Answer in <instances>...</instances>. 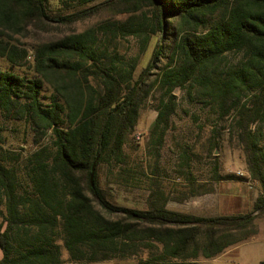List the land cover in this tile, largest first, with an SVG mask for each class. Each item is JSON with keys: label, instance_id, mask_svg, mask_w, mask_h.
Returning <instances> with one entry per match:
<instances>
[{"label": "trees", "instance_id": "16d2710c", "mask_svg": "<svg viewBox=\"0 0 264 264\" xmlns=\"http://www.w3.org/2000/svg\"><path fill=\"white\" fill-rule=\"evenodd\" d=\"M58 1L68 14H53L51 0H0V58L23 66L32 55L36 72L29 77L0 65V112L27 121L39 137L52 130L51 144L37 140L27 155L0 145V264H89L144 254L137 264H199L200 257L214 258L258 234L256 220L264 217V0ZM105 11L126 17L37 40L31 50L20 46L31 33L40 37ZM129 36L144 49L156 38L140 73L139 57L118 46ZM178 89L232 120L249 176L260 184L252 211L171 209L159 184L140 210L113 204L101 188L102 166L117 169L116 178L132 173L125 146L151 96L158 103L153 143L158 151L164 145ZM183 160L189 164L192 157L185 151ZM215 174L220 181L249 179L222 175L217 167ZM195 183L189 180L188 196L201 193Z\"/></svg>", "mask_w": 264, "mask_h": 264}, {"label": "rangeland", "instance_id": "374dc122", "mask_svg": "<svg viewBox=\"0 0 264 264\" xmlns=\"http://www.w3.org/2000/svg\"><path fill=\"white\" fill-rule=\"evenodd\" d=\"M52 13L68 14L58 0H51ZM105 11L100 15L88 17L70 24H60L49 32L37 36L35 33L23 37L21 47L31 50L37 40H49L56 36L77 33L86 30L101 20L125 18ZM156 38H152L144 49L142 41L134 36L121 39L118 46L128 57H139L137 73L150 60ZM32 54V52L30 51ZM234 60L235 56H231ZM3 69L29 77L36 75L33 58L23 66L12 65L0 58ZM47 87L45 93L49 94ZM178 108L172 117V128L168 131L165 143L159 151L153 143L151 133L153 124L158 116L157 101L150 97L141 113L138 124L129 142L125 146L132 173L130 176L116 178L118 170L102 166L100 170V186L108 199L116 205L134 209H147L151 188L159 184L166 196H169L168 207L196 215H219L233 213H248L253 210L260 184L253 180L248 173L247 155L239 142L237 130L232 127L231 119H222L219 113L210 107L203 106L199 100L191 101L186 90L176 91ZM215 130V131H214ZM41 144H51L52 130L39 137L33 126L25 120L17 119L14 115L0 112V145L11 152L27 155ZM217 145V146H216ZM185 151L192 160L187 164L184 160ZM216 167L220 174H237L248 177V180H217ZM192 172V174H189ZM125 175H128L125 173ZM193 179L201 193L188 196L191 188L189 180ZM201 186V188H200ZM195 187V188H196ZM208 189V190H207ZM207 190V191H206ZM210 190V191H209ZM238 196V197H237ZM185 197L184 201L174 198ZM97 207L107 214L106 210L95 200ZM0 216V223L2 222ZM259 232L250 239L230 246L214 258L200 257L199 264H259L264 260V217L256 220ZM3 252L0 248V259ZM141 256H145L141 255ZM141 256L133 255L126 258H115L95 261L89 264H137ZM67 260L68 253L63 251Z\"/></svg>", "mask_w": 264, "mask_h": 264}, {"label": "water", "instance_id": "95a60500", "mask_svg": "<svg viewBox=\"0 0 264 264\" xmlns=\"http://www.w3.org/2000/svg\"><path fill=\"white\" fill-rule=\"evenodd\" d=\"M95 168H96V165L94 164L92 167V172H91V183H92V185H94Z\"/></svg>", "mask_w": 264, "mask_h": 264}, {"label": "crops", "instance_id": "0c3cea01", "mask_svg": "<svg viewBox=\"0 0 264 264\" xmlns=\"http://www.w3.org/2000/svg\"><path fill=\"white\" fill-rule=\"evenodd\" d=\"M238 197V196H237ZM171 209H173V208H171ZM175 210H178V209H175Z\"/></svg>", "mask_w": 264, "mask_h": 264}]
</instances>
